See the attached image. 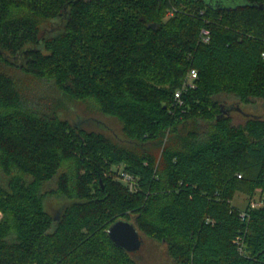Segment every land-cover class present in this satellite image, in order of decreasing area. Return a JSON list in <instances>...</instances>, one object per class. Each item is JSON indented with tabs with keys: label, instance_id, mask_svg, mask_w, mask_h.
Returning a JSON list of instances; mask_svg holds the SVG:
<instances>
[{
	"label": "trees",
	"instance_id": "16d2710c",
	"mask_svg": "<svg viewBox=\"0 0 264 264\" xmlns=\"http://www.w3.org/2000/svg\"><path fill=\"white\" fill-rule=\"evenodd\" d=\"M245 1L0 0V264H138L109 238L119 219L170 264H264V120L236 125L222 102L264 100V0ZM34 82L117 119L132 144L39 111ZM50 195L67 200L55 217Z\"/></svg>",
	"mask_w": 264,
	"mask_h": 264
},
{
	"label": "rangeland",
	"instance_id": "374dc122",
	"mask_svg": "<svg viewBox=\"0 0 264 264\" xmlns=\"http://www.w3.org/2000/svg\"><path fill=\"white\" fill-rule=\"evenodd\" d=\"M210 4L214 6H226L233 7L239 5H245V0H208ZM5 71L17 81L25 80L23 73L20 71L6 68ZM33 88V95L26 94L31 102L30 104L37 107L39 111L46 114H52L54 111H58L60 116L69 120L74 125H79L82 128L92 131H98L104 133L111 140L118 144L130 147L132 143L127 140L123 134L122 124L115 118L105 116L100 113L91 103L78 102L64 97L57 88L48 82H34L31 84ZM28 101V102H29ZM222 102H226L228 106L233 107L230 115L234 124H245L250 117H259L264 120V100L255 99L250 104H243L233 96H222ZM240 108L242 112L238 111ZM163 152L160 150L159 159ZM124 167L121 166L120 171L116 167L112 169L115 179L118 181L127 182L124 180L121 171ZM120 172V173H118ZM118 173V175L116 174ZM57 188V178L46 183L44 190L53 191ZM131 190V189H130ZM261 190H258L254 200L259 201L261 197ZM264 197V195H263ZM264 199V198H263ZM249 202L248 198L242 194H237L233 204L238 208L244 209ZM256 202V201H254ZM67 203V200L60 199L55 196H48L45 200L46 210L55 217L61 207ZM253 203V202H252ZM1 218V214H0ZM144 243L140 251L131 253L132 258L138 264H170L171 259L168 254L167 248L164 245H160L155 240L144 236Z\"/></svg>",
	"mask_w": 264,
	"mask_h": 264
},
{
	"label": "water",
	"instance_id": "95a60500",
	"mask_svg": "<svg viewBox=\"0 0 264 264\" xmlns=\"http://www.w3.org/2000/svg\"><path fill=\"white\" fill-rule=\"evenodd\" d=\"M261 9L264 8V5L260 6ZM152 28H156V24L150 25ZM234 110L233 107H228L227 110H224V113L230 114ZM238 111L242 112L240 108H237ZM108 235L111 241L118 247L125 250L128 253H135L141 250L144 240L137 230L134 223L125 219H119L111 225L108 230Z\"/></svg>",
	"mask_w": 264,
	"mask_h": 264
},
{
	"label": "built area",
	"instance_id": "2783aa9c",
	"mask_svg": "<svg viewBox=\"0 0 264 264\" xmlns=\"http://www.w3.org/2000/svg\"><path fill=\"white\" fill-rule=\"evenodd\" d=\"M202 34L204 35L203 36L204 42H208L210 40L209 32L204 30L202 32ZM198 78H199V74H198V71L196 69H191L188 72L187 76L184 79V82H183L181 88H179L175 93V103L177 106H180V107L183 106V104H184V101H183L184 93L186 91H188L189 89H194L197 87L196 82H197ZM124 179L128 183H130V189H131V191H133L134 190V179L129 175H124ZM260 206H262V202H260V201L259 202H253L251 205V208L254 209V208H258ZM242 216L245 218V213H243Z\"/></svg>",
	"mask_w": 264,
	"mask_h": 264
}]
</instances>
